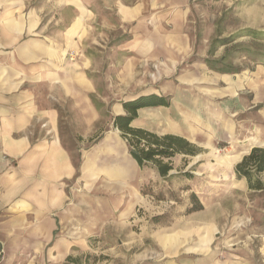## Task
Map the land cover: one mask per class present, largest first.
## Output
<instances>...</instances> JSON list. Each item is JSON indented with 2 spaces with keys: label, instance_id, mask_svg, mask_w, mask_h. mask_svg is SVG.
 I'll return each mask as SVG.
<instances>
[{
  "label": "rangeland",
  "instance_id": "374dc122",
  "mask_svg": "<svg viewBox=\"0 0 264 264\" xmlns=\"http://www.w3.org/2000/svg\"><path fill=\"white\" fill-rule=\"evenodd\" d=\"M76 1L86 12L70 32L67 61L70 74L84 65L95 123L78 125V114H86L80 103L79 112L56 104L66 119L59 133L78 169L47 248L56 253L10 254L2 264H264V173L251 177L263 186L255 190L235 172L250 148L264 147V0H191L184 54L158 39L141 43L150 18L127 24L103 0ZM25 2L41 11L47 35L75 16L58 0ZM215 39L228 41L209 55ZM223 55L237 72L204 62ZM149 94L168 97L169 106L137 111L132 126L181 136L195 149L176 154L166 177L153 165L139 167L112 125L116 105ZM118 163L127 164L126 177L113 174Z\"/></svg>",
  "mask_w": 264,
  "mask_h": 264
},
{
  "label": "crops",
  "instance_id": "0c3cea01",
  "mask_svg": "<svg viewBox=\"0 0 264 264\" xmlns=\"http://www.w3.org/2000/svg\"><path fill=\"white\" fill-rule=\"evenodd\" d=\"M58 1L61 10L72 6L75 16L63 30L47 35L39 9L27 10L25 0H0V264L10 254L56 253L47 248L63 221L78 172L59 133L66 119L56 104L72 103L78 112L76 105L84 106L86 114L77 112L78 125L92 128L96 119L88 104L85 60H77L81 71L72 74L67 61L70 32L78 29L86 9L76 0ZM103 2L127 24L144 18L154 22L141 43L158 39L159 45L188 53L191 0ZM113 111L124 114L120 105ZM80 172L84 176L82 167ZM113 174L126 177L127 164L118 163Z\"/></svg>",
  "mask_w": 264,
  "mask_h": 264
},
{
  "label": "trees",
  "instance_id": "16d2710c",
  "mask_svg": "<svg viewBox=\"0 0 264 264\" xmlns=\"http://www.w3.org/2000/svg\"><path fill=\"white\" fill-rule=\"evenodd\" d=\"M250 35L255 32L249 30ZM228 40H213L209 55H212L217 47L223 46ZM227 55L219 59L212 60L206 58L205 64L212 70L221 73L237 72L233 66L227 64ZM169 98L156 94L141 95L134 99L122 102L125 111L123 115H116L112 118V125L116 128L120 137L125 141L129 155L139 167L153 165L160 177H166L172 170L171 159L178 153L193 155L195 149L193 145L181 136L166 134L159 136L153 132L142 128H135L132 123L137 118V111L148 107H168ZM235 172L239 177H244L249 183V187L255 190H262L263 186L259 180L252 182L251 177L256 174L264 173V147L254 146L243 156L242 160L236 165ZM195 199V196H193ZM196 203L197 200L195 199ZM201 205L195 210H200ZM67 260L73 261L72 258Z\"/></svg>",
  "mask_w": 264,
  "mask_h": 264
},
{
  "label": "bare ground",
  "instance_id": "6f19581e",
  "mask_svg": "<svg viewBox=\"0 0 264 264\" xmlns=\"http://www.w3.org/2000/svg\"><path fill=\"white\" fill-rule=\"evenodd\" d=\"M194 132H195V131L192 130V133H194ZM223 158H224V157H223ZM223 158H220V159H219V162H220V163H228V162H227L226 160H224ZM225 159H226V158H225ZM228 164L230 165V163H228ZM237 224H238V223H237ZM206 233H207V231H206ZM204 235H205V234H204ZM207 236H208V235H207ZM201 238H202V237H201ZM208 239H209V238H208ZM203 240H204V239H203ZM209 242H210V241H209ZM198 243H199V242H198ZM204 243H205V242H204ZM203 245H204V244H203ZM203 245H202V246H203ZM205 245H206V244H205ZM205 245H204V246H205ZM204 246H203V247H204Z\"/></svg>",
  "mask_w": 264,
  "mask_h": 264
}]
</instances>
